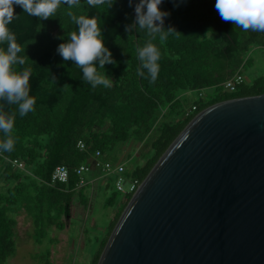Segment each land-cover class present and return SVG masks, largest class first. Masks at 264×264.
<instances>
[{"label":"trees","instance_id":"trees-1","mask_svg":"<svg viewBox=\"0 0 264 264\" xmlns=\"http://www.w3.org/2000/svg\"><path fill=\"white\" fill-rule=\"evenodd\" d=\"M215 2L185 0L177 6L173 0H164L160 5L161 11L170 13L165 18V29L171 26L179 34L152 41L161 53L154 83L145 78L146 71L143 76L138 74L137 49L149 37L142 31H125V26L135 20L134 6L129 7L128 0H113L111 6H90L86 0L71 8L61 4L52 18L43 21L14 6L17 18L9 27L23 48L20 55L25 58V67L32 70L31 94L36 104L34 111L24 117L17 112L12 132L14 150L0 151V264H6L17 252V219L12 215L24 212L31 220L34 242L42 244L51 229L66 228L75 197L88 209L91 185L77 188V169L83 164L92 165L97 151L102 153L103 160H111L110 155L122 145L135 143L141 150L146 146L152 153L145 163L134 169L126 164L125 172L128 178L142 184L202 111L224 101L264 94V75L251 82L246 79L234 93L223 91L222 83L239 69L245 75L251 51L264 49V33L243 31L232 22H224ZM69 12L98 19L105 47L115 60L99 69L113 80L111 87L92 88L84 84L82 71L57 53L59 44L67 42V33L78 30ZM209 30L212 33L207 36ZM65 85L69 87L64 88ZM207 89L214 94L194 103L195 110L186 108L187 93ZM80 140L86 144L85 151L78 149ZM14 160L22 162L25 169L13 167ZM60 165L69 168V181L52 186V175ZM89 174H93V178H88L91 180L101 172L95 169ZM109 188L106 184L105 189ZM119 193L115 188L107 206H115ZM135 193L124 197L106 233L89 239L96 242L97 248L85 264H98ZM37 257L41 264H53L49 252Z\"/></svg>","mask_w":264,"mask_h":264},{"label":"water","instance_id":"water-1","mask_svg":"<svg viewBox=\"0 0 264 264\" xmlns=\"http://www.w3.org/2000/svg\"><path fill=\"white\" fill-rule=\"evenodd\" d=\"M98 264H264V94L190 122L137 189Z\"/></svg>","mask_w":264,"mask_h":264},{"label":"clouds","instance_id":"clouds-1","mask_svg":"<svg viewBox=\"0 0 264 264\" xmlns=\"http://www.w3.org/2000/svg\"><path fill=\"white\" fill-rule=\"evenodd\" d=\"M90 6L107 3L113 0H86ZM164 0H128L129 7L134 6L135 20L125 26V31L145 32L149 40L142 47H138L137 56L140 61L139 75H144L150 83L158 78L159 59L161 53L152 42L157 37L163 41L171 34H179L175 28L165 29V18L170 15L161 11L160 5ZM178 4L185 0H173ZM80 3V0H0V151L14 150L15 140L12 136L15 118L34 111L36 98L31 94L30 67H25L26 61L20 53L23 51L17 42V37L10 30L9 25L17 18L14 6L21 7L31 17L40 20L52 18L61 4L69 8ZM215 9L224 22H232L236 28L243 31L264 33V0H216ZM76 29L69 33L68 40L59 44L57 53L64 61H72L75 68L82 71L84 84L92 88L103 86L109 88L114 83L107 74H101L99 69L105 65L114 64L111 51L105 47L102 28L95 16L75 15L68 13ZM212 33L209 30L207 36ZM97 65L99 67H97ZM69 87V85H65ZM15 106V111L12 107Z\"/></svg>","mask_w":264,"mask_h":264},{"label":"rangeland","instance_id":"rangeland-1","mask_svg":"<svg viewBox=\"0 0 264 264\" xmlns=\"http://www.w3.org/2000/svg\"><path fill=\"white\" fill-rule=\"evenodd\" d=\"M251 63L245 69V77L248 82L264 75V49H256L250 54ZM200 92H190L186 95V108L191 109L193 104L201 99H208V95L214 94L212 89ZM141 147L135 143L120 146L110 157L114 162H125L131 169L143 165L152 153L147 147ZM141 150V151H140ZM148 150V151H147ZM93 174H86V178ZM93 178V177H92ZM96 177H94L95 179ZM90 180V179H88ZM113 178L105 179L98 185H91L90 205L85 209L77 197L73 199L72 217L64 230L55 228L49 231V236L42 244H36L33 240V226L31 220L24 212L12 215L17 219L15 238L17 252L6 264H41L38 257L41 254L50 253L53 264H85L92 259L97 248L95 236L102 237L124 202V194L119 193L115 206H107L108 197L113 195L115 183ZM109 184V190L105 185ZM129 188V183L125 184Z\"/></svg>","mask_w":264,"mask_h":264},{"label":"built area","instance_id":"built-area-1","mask_svg":"<svg viewBox=\"0 0 264 264\" xmlns=\"http://www.w3.org/2000/svg\"><path fill=\"white\" fill-rule=\"evenodd\" d=\"M258 48H254L251 53ZM246 78L243 74V70L239 69L232 77L227 79L222 83L223 91L227 93H234L238 88L243 85ZM205 91V90H203ZM201 91V96L203 95ZM196 107H192V110H195ZM78 149L80 151L86 150V144L84 141L80 140L78 142ZM103 155L100 151H97L93 160V164H83L77 169V174L80 176V181L77 185L78 189L84 188L85 186L92 184L98 185L99 183L105 181V179L113 178L115 183V188L120 193L128 196L132 192H136L139 186L141 185L138 179H130L126 176V163L125 162H114L111 160H103ZM12 166L19 170H24L25 165L19 160L11 161ZM101 172L99 176L95 179L87 180L86 174L93 172L94 170ZM70 178L69 168L65 165L58 166L50 181V185L55 186L57 184L67 183ZM129 183V188L125 187V184Z\"/></svg>","mask_w":264,"mask_h":264}]
</instances>
